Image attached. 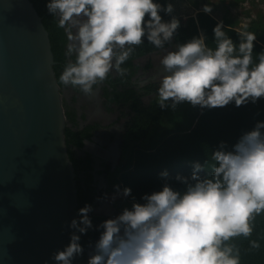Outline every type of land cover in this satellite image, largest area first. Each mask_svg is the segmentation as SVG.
Returning <instances> with one entry per match:
<instances>
[{
	"label": "clouds",
	"instance_id": "9594fccd",
	"mask_svg": "<svg viewBox=\"0 0 264 264\" xmlns=\"http://www.w3.org/2000/svg\"><path fill=\"white\" fill-rule=\"evenodd\" d=\"M48 12L67 36L68 58L55 84L93 95L113 69L122 67L136 47L147 41L157 49L172 45L180 20L174 6L158 0H48ZM205 13L212 12L205 4ZM161 12L171 16L164 20ZM239 43L224 30L214 29V47L201 30L186 42H176L160 58L165 75L159 79L157 101L173 110L181 103L218 108L241 107L264 98V51L254 58L256 35L248 24L236 30ZM74 57V59H72ZM161 190L132 197L114 218L104 220L88 264H241L243 239L252 250L256 217L264 215V121L245 131L228 147L221 141L210 157L192 163L190 175L177 174V189L163 171ZM116 193L131 196L126 187ZM101 199H107V194ZM116 196L112 197L115 201ZM92 205L78 210L69 227L70 243L53 253L56 264H73L82 256L81 235L92 229Z\"/></svg>",
	"mask_w": 264,
	"mask_h": 264
},
{
	"label": "water",
	"instance_id": "95a60500",
	"mask_svg": "<svg viewBox=\"0 0 264 264\" xmlns=\"http://www.w3.org/2000/svg\"><path fill=\"white\" fill-rule=\"evenodd\" d=\"M55 64L33 2L0 0V264H56L79 218Z\"/></svg>",
	"mask_w": 264,
	"mask_h": 264
},
{
	"label": "trees",
	"instance_id": "16d2710c",
	"mask_svg": "<svg viewBox=\"0 0 264 264\" xmlns=\"http://www.w3.org/2000/svg\"><path fill=\"white\" fill-rule=\"evenodd\" d=\"M31 1L49 31L55 61L65 63L67 60L63 49L67 36L64 29L57 27L55 19L48 12L46 7L48 0ZM242 1L244 0H235V2ZM158 2L164 5L169 2L173 4V0H158ZM161 15L164 20L171 19V16L163 12ZM178 19L180 28L174 36L175 42H186L199 35V32L203 30L208 43L214 47L215 45L212 43L213 29L218 23L223 22L226 33L235 43H239V35L236 31L239 29V23L236 19L227 17L219 19L212 13H205L202 9L186 21L182 18ZM261 19L262 15L259 14V17L248 25V31L256 35L254 58L264 51V26ZM138 48L143 50V53L157 49L147 41L146 37L145 42L136 47V49ZM128 64L130 65L131 61ZM148 66L151 65L148 64ZM61 67V63L54 65L57 79ZM123 98L127 101L133 100L131 107L136 114L128 124L122 160L114 171L109 170L108 192L112 196H116V186H119L121 192L124 188L130 187L132 189L131 196L124 198L131 202L132 197L143 202L141 197L144 193L161 190L165 181L160 174L165 170L169 172V182L172 186L177 189L183 188V185L176 183L174 179L177 174L190 175L192 163L195 161L203 163L221 141L231 147L245 131L254 128L257 121H264V98H261L257 103L250 102L241 107H236L234 102L222 108L211 109L190 105L174 117H168L169 108L161 109L157 99L144 104L141 95L137 94L134 88H127ZM71 134L70 128H66L65 136L69 154L77 174L78 210L86 205L94 207L96 195L91 184L92 175H89L83 183L80 178L81 169H90L91 167L87 164L82 168V162L74 157L70 148L72 139L69 137ZM90 135V131L83 132L84 137ZM75 144L77 146L83 144L81 137L77 136ZM89 215L94 227L89 229L87 234L81 235L80 243L84 248V253L82 256L79 255V264H88L87 256L90 247H94L102 231L98 226L104 220L111 218L109 215L97 214L94 211ZM252 239L260 242V249H250L247 240L237 241L241 247V264H264V215L256 217Z\"/></svg>",
	"mask_w": 264,
	"mask_h": 264
},
{
	"label": "flooded vegetation",
	"instance_id": "af4514ba",
	"mask_svg": "<svg viewBox=\"0 0 264 264\" xmlns=\"http://www.w3.org/2000/svg\"><path fill=\"white\" fill-rule=\"evenodd\" d=\"M67 43L66 38L64 56ZM175 43L173 38L172 45L167 44L164 49H155L149 53H143V50L139 48L135 49L129 60L122 65L128 69L126 74L120 76L113 69V73H110L103 84L94 86L96 89L93 95H84L78 89L60 85L68 119L67 128L72 131L69 137L72 139L70 148L74 157L82 162V168L87 164L91 167L81 169L80 178L83 183L89 175H92L91 184L96 195L93 211L97 214L110 217L113 215L109 209L100 213L101 211L99 212L97 208L108 200L110 194L108 175L110 171L118 167L122 160L128 124L136 114L131 107L133 100H125L124 93L127 88H134L136 93L141 95L144 104L155 100L158 95L159 79L166 74L159 62L160 58L166 50L172 49ZM65 58L68 59L66 56ZM129 61L131 64L127 65ZM60 63L62 67L59 73L65 65L62 62H56L57 65ZM85 131H90L91 135L84 137L83 132ZM77 136L81 137L83 143L81 146L75 144ZM105 194H107V199H101Z\"/></svg>",
	"mask_w": 264,
	"mask_h": 264
},
{
	"label": "rangeland",
	"instance_id": "374dc122",
	"mask_svg": "<svg viewBox=\"0 0 264 264\" xmlns=\"http://www.w3.org/2000/svg\"><path fill=\"white\" fill-rule=\"evenodd\" d=\"M205 4H211V13L219 19L227 17L238 20L239 28L245 23L251 24L252 20L259 17V14L262 15L261 22L264 26V0H244L242 2H235V0H173V15L186 21L189 17L195 16L200 9H203ZM190 105V103H181L174 110L169 107L168 117H174ZM112 197L109 194L108 200H105L104 204L97 208L99 212L101 211L100 213L109 209L114 216H117V211L120 214L124 207H131L132 202L126 200L124 196L116 194L115 201L112 200ZM93 251L94 247H91L87 256L88 259Z\"/></svg>",
	"mask_w": 264,
	"mask_h": 264
}]
</instances>
